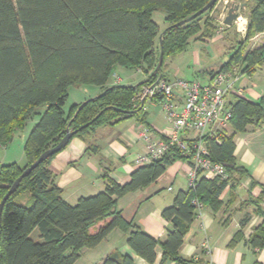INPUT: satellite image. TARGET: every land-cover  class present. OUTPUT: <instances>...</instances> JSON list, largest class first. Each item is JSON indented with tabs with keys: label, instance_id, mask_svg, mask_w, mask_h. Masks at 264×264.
Segmentation results:
<instances>
[{
	"label": "trees",
	"instance_id": "1",
	"mask_svg": "<svg viewBox=\"0 0 264 264\" xmlns=\"http://www.w3.org/2000/svg\"><path fill=\"white\" fill-rule=\"evenodd\" d=\"M210 1L0 0V145L9 144L16 131L39 117L24 145L27 164L12 162L0 167V203L24 170L62 140L68 127L77 130L73 138L86 139L99 126L126 119L148 126L145 100L140 99L144 89L163 77L168 57L186 51L193 38L213 37L220 27L219 10L211 14L215 4L192 21L167 29L163 35L164 63L154 74L164 31L154 14L164 11L168 28ZM245 8L246 34L229 60L211 73L212 77L234 68L236 73L253 75L264 66V42L247 48L257 34L264 33V0H249ZM233 26H225L224 30ZM116 66L142 70L149 74L148 79L138 85L106 87L99 95L66 110L71 87H103ZM153 99L162 102L164 96L158 94ZM228 105L232 111L230 129L218 131L215 137L207 133L187 140L191 145L202 140L210 159L225 165L227 176L208 177L200 172L194 187L175 195L173 203L163 211L172 224L163 242L126 220L118 200L152 184L174 162L192 163L194 151L186 154L173 145L162 157L140 165L127 184L108 178L103 191L81 197L74 205L64 199L50 169L56 153L25 176L6 200L1 219L0 264H75L84 249L98 246L114 229L126 232L130 247L149 263L156 261L161 245L162 263L170 259L174 264H201L179 252L200 214L195 201L213 211L224 204L227 209L231 207L233 201L224 203L220 195L228 186L234 191L249 175L234 155V136L264 119V97L258 101L239 97ZM24 193L30 195L26 203L17 200ZM263 197L264 185L260 199ZM258 212L264 216V210ZM240 238L238 233L234 242ZM248 242L253 248L264 247V221ZM101 264L135 261L129 255L113 252Z\"/></svg>",
	"mask_w": 264,
	"mask_h": 264
},
{
	"label": "crops",
	"instance_id": "2",
	"mask_svg": "<svg viewBox=\"0 0 264 264\" xmlns=\"http://www.w3.org/2000/svg\"><path fill=\"white\" fill-rule=\"evenodd\" d=\"M219 12V18L223 17L222 8ZM239 15L243 24L247 26L246 8L241 10ZM154 19L161 31L167 28L164 11L156 12ZM230 29L235 31L232 41L237 40L238 35L242 36L236 25L227 28L226 33ZM215 35L192 39L186 51L171 56L170 61L166 60L163 77L168 81L176 78L194 81L182 75L189 66V59L193 58L195 66L201 68L198 69L201 76L209 82L212 78L211 73L218 71L227 62L220 61L217 54L210 61L208 55L211 50L208 51L207 47L213 45L211 40ZM224 39L229 40L230 36L225 34ZM253 40L255 42L263 40V43L264 33L257 34ZM205 63L208 65H204ZM148 76L149 74L142 70L116 66L113 75L103 87L91 84L71 87L65 108L69 111L73 106L99 95L106 87L120 84L137 85L146 81ZM118 79L121 81L118 82ZM153 97H148L144 101L148 113V126L133 118L114 125L99 126L87 135L86 139L72 138L51 160L50 169L55 174L56 184L63 190V197L67 202L74 205L81 197L103 191L108 178L121 185L130 182L131 174L140 166L137 164L138 158L147 152V144L141 137V129H148L149 133L158 139H164L170 133V125L162 106L163 101H156ZM239 97L251 101H258L264 97V66L258 68L253 75L235 74L234 87L227 94V101L230 104L235 103ZM182 107L183 101L180 103V109ZM38 119L39 117L33 118L23 130L16 131L9 144L0 145V167L12 162H17L20 166L27 164L24 145ZM227 129H230V126H227ZM196 135L193 131H186L182 136L190 140L197 137ZM234 143V155L237 161L248 169L249 175L240 181L234 191L228 186L220 195L224 203L233 201L229 209L224 204L218 211L205 207L200 212L179 251L183 257L200 260L201 264H264V247L253 248L248 242L264 221V216L258 212L259 209L264 210V197L260 199L264 185V119L258 125L251 124L245 131L237 132ZM187 169L188 162L176 161L146 188L119 198L118 206L124 218L163 242L168 229L172 227L164 217L163 211L173 203L175 195L180 190L189 189ZM22 195L27 197L28 202L30 195L28 193ZM238 233H241V238L235 243L234 239ZM127 238L126 232L114 229L98 246L84 249L81 258L75 264L83 259L86 252L89 253V257H93L89 264H101L104 258L113 252L131 256L135 264H174L170 259L162 263L161 245L157 248L156 261L147 262L130 247ZM206 240L210 244V254L203 250V243ZM102 246L103 250L96 256L97 249Z\"/></svg>",
	"mask_w": 264,
	"mask_h": 264
},
{
	"label": "built area",
	"instance_id": "3",
	"mask_svg": "<svg viewBox=\"0 0 264 264\" xmlns=\"http://www.w3.org/2000/svg\"><path fill=\"white\" fill-rule=\"evenodd\" d=\"M220 27L216 34H221L226 24L223 18H220ZM241 17L236 21L239 26ZM241 27L242 35L246 34L247 26ZM236 69L221 71L214 75L207 83L199 80L189 81L183 78H176L168 81L166 78L159 77L152 85L146 87L141 100L153 97L158 94L164 96L162 103L166 113L170 133L164 139H158L151 135L148 129H141V137L147 144V152L138 158L137 164L143 165L150 163L155 159L162 157L171 146L175 145L181 148L184 153L195 152L192 163H188L187 176L190 187H194L203 172L208 177L227 176L225 165L219 162H213L209 157V150L205 143L200 140L191 145L184 140L183 133L193 131L197 137H202L209 133V136L215 137L217 132L226 128L232 117V111L228 105L227 94L233 90L235 83ZM121 80L118 79V82ZM180 90V91H179ZM177 91H179L177 93ZM183 101V107L180 109V103ZM200 212L203 205L195 201ZM203 250L206 254L211 253L209 241L203 243ZM215 264V263H209Z\"/></svg>",
	"mask_w": 264,
	"mask_h": 264
},
{
	"label": "water",
	"instance_id": "4",
	"mask_svg": "<svg viewBox=\"0 0 264 264\" xmlns=\"http://www.w3.org/2000/svg\"><path fill=\"white\" fill-rule=\"evenodd\" d=\"M249 0H227L225 4L223 5L222 9V15H223V22L227 26H232L239 18V12L247 6ZM219 0H211L206 4L202 9L191 15L190 17L172 25L166 28L162 34L160 35V45H161V52L159 56V62L157 65V68L154 71V74L158 73V71L162 68L163 63H164V42H163V35L166 33L167 29H170L171 27L175 26H181L184 25L187 22L192 21L193 19L199 17L209 9H211L215 4H217ZM138 85V84H137ZM89 124L85 125L84 127L88 126ZM77 133V130H70L68 127L66 135L62 138V140L56 144L55 146L47 149L44 151L40 157L32 163L30 166H28L24 172L19 176L13 185L10 187L9 191L7 194L4 196L3 200L0 203V244H1V219H2V212L4 209V204L6 200L17 190L19 187L20 182L23 180L25 176H27L29 173H31L36 167H38L43 161L48 159L49 157L53 156L56 153H59L63 148H65L70 140L73 138V136Z\"/></svg>",
	"mask_w": 264,
	"mask_h": 264
},
{
	"label": "rangeland",
	"instance_id": "5",
	"mask_svg": "<svg viewBox=\"0 0 264 264\" xmlns=\"http://www.w3.org/2000/svg\"><path fill=\"white\" fill-rule=\"evenodd\" d=\"M227 0H219V2L216 4L215 9L211 12V14H216L218 12V10L220 8L223 9V5L225 4ZM219 18V15H218ZM219 22H221L220 18L218 19ZM220 24V23H219ZM234 26L236 25V28H239V26H237L236 22L233 24ZM244 27V26H242ZM240 30H243L240 26ZM225 34H228L230 36V42H228L229 40L224 39L225 38ZM235 31H233V29H230L228 31V33H226V29L224 31L221 32V34H219V36L215 35V37L211 40L213 45H210L209 47H207V50L211 52L209 53V57H210V61L211 58H213L216 54L219 56V60L224 62V61H228L230 56L232 55V53L235 51L236 47L239 45V41L243 38L244 35H238L237 40L232 41L233 37H234ZM193 39H197V38H193ZM201 39V38H199ZM263 40H259L257 42H255V40L251 41L250 44H248L247 48H251L254 45L257 44H261ZM207 51V52H208ZM171 56L168 57L166 60L170 61L171 60ZM189 66H187L186 71L182 72V75H186L188 76L189 79H194V80H199L202 82H207L208 79L203 78V76H201V72L198 71V69L200 70V66H195V59L191 58L189 59ZM214 60V59H213ZM217 61V60H215ZM208 63V62H207ZM207 63H205L204 65H208ZM157 96V95H156ZM155 97V96H154ZM29 195V194H28ZM18 201H21L23 203L27 202V197H25V195H21L18 197L17 199ZM103 250V246L99 247V249H97L96 252V256ZM86 255L83 257V259L78 263V264H89L91 259H93V257H89V253H85ZM95 256V257H96Z\"/></svg>",
	"mask_w": 264,
	"mask_h": 264
},
{
	"label": "bare ground",
	"instance_id": "6",
	"mask_svg": "<svg viewBox=\"0 0 264 264\" xmlns=\"http://www.w3.org/2000/svg\"><path fill=\"white\" fill-rule=\"evenodd\" d=\"M222 18H223V17H222ZM239 23H240V26H241V27L244 25L243 22H242V20H240Z\"/></svg>",
	"mask_w": 264,
	"mask_h": 264
}]
</instances>
